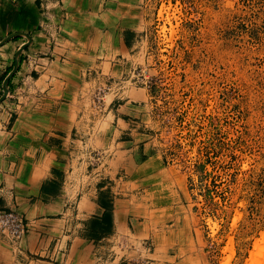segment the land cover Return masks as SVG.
<instances>
[{
  "label": "crops",
  "instance_id": "1",
  "mask_svg": "<svg viewBox=\"0 0 264 264\" xmlns=\"http://www.w3.org/2000/svg\"><path fill=\"white\" fill-rule=\"evenodd\" d=\"M142 3L0 0V42L22 34L0 46V97L1 79L26 46L0 103V209L19 212L28 225L20 240L0 232V264H135L141 258L188 264L179 253L191 249L186 231L165 228L161 213H177L175 202L140 197L162 172L142 128L146 90L135 89L131 98L120 86L99 111L91 102L94 90L107 89L102 85L117 82L132 64ZM119 171L127 187L123 198L99 182ZM104 193L111 199L112 232L89 240L84 228L102 217ZM180 230L184 239L176 248Z\"/></svg>",
  "mask_w": 264,
  "mask_h": 264
},
{
  "label": "rangeland",
  "instance_id": "2",
  "mask_svg": "<svg viewBox=\"0 0 264 264\" xmlns=\"http://www.w3.org/2000/svg\"><path fill=\"white\" fill-rule=\"evenodd\" d=\"M139 15L132 64L118 80L123 84L102 87L106 105L120 86L131 98L135 89L147 92L142 128L162 172L146 182L149 189L141 186L140 197L175 202L177 213H161L165 228L186 231L191 249L179 253L188 264L260 263L264 0H143ZM122 172L101 175L99 182L122 197ZM177 234L176 248L184 239L181 230Z\"/></svg>",
  "mask_w": 264,
  "mask_h": 264
},
{
  "label": "built area",
  "instance_id": "3",
  "mask_svg": "<svg viewBox=\"0 0 264 264\" xmlns=\"http://www.w3.org/2000/svg\"><path fill=\"white\" fill-rule=\"evenodd\" d=\"M107 89L99 88L96 90L93 105L97 111L101 110L105 104ZM28 225L24 217L17 211H5L0 209V232L10 235L12 238L20 240L25 237ZM135 264H148L147 259H139Z\"/></svg>",
  "mask_w": 264,
  "mask_h": 264
},
{
  "label": "trees",
  "instance_id": "4",
  "mask_svg": "<svg viewBox=\"0 0 264 264\" xmlns=\"http://www.w3.org/2000/svg\"><path fill=\"white\" fill-rule=\"evenodd\" d=\"M10 70H8V72ZM5 76H3L1 81H3ZM100 197L102 198L100 199L99 204L100 207L104 209V213L102 217L94 218L87 222L85 228V235H84L85 238L94 241H98L109 236L112 232V227H113V213H112L111 199L106 193L101 194Z\"/></svg>",
  "mask_w": 264,
  "mask_h": 264
},
{
  "label": "water",
  "instance_id": "5",
  "mask_svg": "<svg viewBox=\"0 0 264 264\" xmlns=\"http://www.w3.org/2000/svg\"><path fill=\"white\" fill-rule=\"evenodd\" d=\"M19 35H22V34H12V35L8 36L7 38H5L3 41L0 42V46H3L5 44H7L8 42H10L11 40H13L14 38H16ZM24 36L30 41L28 36H26V35H24ZM25 47L26 46H23L17 51V53L15 55V64L13 66V69L5 77V79L3 80V83H2V95L0 97V103L3 102L7 98L8 94H9L8 84H9L10 80L14 77V75L18 71V59H19L20 53L25 49Z\"/></svg>",
  "mask_w": 264,
  "mask_h": 264
},
{
  "label": "bare ground",
  "instance_id": "6",
  "mask_svg": "<svg viewBox=\"0 0 264 264\" xmlns=\"http://www.w3.org/2000/svg\"><path fill=\"white\" fill-rule=\"evenodd\" d=\"M259 257H260L261 262L260 263H257V264H264V253H262V255L259 256Z\"/></svg>",
  "mask_w": 264,
  "mask_h": 264
}]
</instances>
